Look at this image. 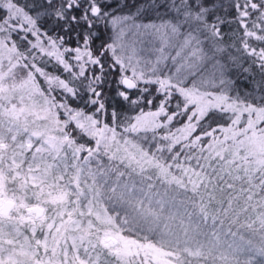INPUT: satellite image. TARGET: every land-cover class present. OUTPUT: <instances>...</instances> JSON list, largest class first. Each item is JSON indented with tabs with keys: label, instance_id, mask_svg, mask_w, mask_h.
Wrapping results in <instances>:
<instances>
[{
	"label": "snow or ice",
	"instance_id": "1",
	"mask_svg": "<svg viewBox=\"0 0 264 264\" xmlns=\"http://www.w3.org/2000/svg\"><path fill=\"white\" fill-rule=\"evenodd\" d=\"M0 264H264V0H0Z\"/></svg>",
	"mask_w": 264,
	"mask_h": 264
}]
</instances>
